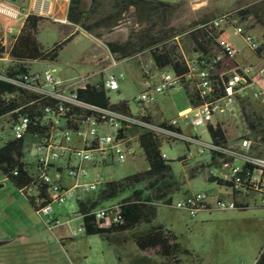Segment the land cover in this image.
Masks as SVG:
<instances>
[{"label":"built area","instance_id":"built-area-1","mask_svg":"<svg viewBox=\"0 0 264 264\" xmlns=\"http://www.w3.org/2000/svg\"><path fill=\"white\" fill-rule=\"evenodd\" d=\"M54 1L69 3L71 0ZM50 9V0H39L33 14L43 16L49 14ZM0 14L13 19L22 16L21 9L4 2H0ZM223 26H230L233 34L240 37L252 53L260 56L261 66L254 68L249 64H239L236 61L239 50L223 39L209 56L196 57L182 73L162 70L156 77L150 69H143V89L134 98L135 103L141 106L152 104L158 96L185 82H192L198 104L178 113V118L192 128H203L208 132L209 127L221 126L224 130L228 121H220L217 117L233 116L242 131H248L241 106L262 98V93L252 88L257 78L264 80V37H254L250 29L228 14L199 27L218 31ZM11 33V30H3L0 34V82L15 90L13 93H0V147L13 141L21 142V162L29 183L18 191L38 212L47 215L52 211L53 203L62 204L67 196L82 200L109 182L97 173L98 170L138 156V135L133 139L129 137L132 129L151 132L161 139L162 146L183 142L187 147L183 161L193 158L190 147L196 148L198 156L210 152L219 155L210 175L218 180L215 184L221 188L222 196L204 192L185 196L179 208L190 217L212 209L227 211L251 207L239 198L257 202L264 208V145L259 138L253 140L248 137V132L239 136L233 145H218L212 140L204 142L198 137L183 135L177 120L154 123L143 110L133 115L127 101L112 103L108 97V93L120 89L123 79L121 75L105 73L117 65L111 53L106 56L109 60L107 65L99 66L96 72L78 74L65 83L56 77L55 68L37 69L40 65L37 61L14 62L10 50L15 37L8 40ZM96 76L101 79L93 80ZM88 87L103 90L109 106L100 108L80 101L78 91H85ZM113 105H118V108L113 109ZM245 125L246 129L243 128ZM161 158L167 160L162 151ZM88 167L96 174L93 180L81 181L87 177L85 168ZM17 173V170L11 172L13 175ZM122 207L121 203H113L93 209L90 215L95 226L108 230L121 225Z\"/></svg>","mask_w":264,"mask_h":264},{"label":"rangeland","instance_id":"rangeland-1","mask_svg":"<svg viewBox=\"0 0 264 264\" xmlns=\"http://www.w3.org/2000/svg\"><path fill=\"white\" fill-rule=\"evenodd\" d=\"M3 1L11 3L13 0L0 2ZM157 1L177 4L170 14L167 27L175 36L166 43L171 52V65L165 69L168 71H185L187 64L196 58V47L190 38L194 23H205L228 14L230 18L237 19L240 24L250 29L254 37L259 39L264 32V0ZM27 3L26 0H15V6L21 9L22 16L26 12L22 9H27ZM115 3V0H96L94 3L89 0L82 1L83 9L89 12L85 23L91 28V32H88L67 21L69 3L53 0L50 13L42 16L44 21L37 36L39 43L44 49H50L55 43L71 35L73 37L59 51L54 61H41L36 68H55L56 77L68 83L78 74L96 72L99 66L107 65L109 60L106 56L111 53L107 44H123L131 37L133 28L139 29V26L134 24L133 9L124 13L113 27H109L108 22V26L98 25L101 19L115 12ZM256 10H259L258 17L253 13ZM2 31L0 27V34ZM218 32L226 33L230 42L241 52V56L248 59V63L255 62L252 52L240 37L233 34L230 26H223ZM12 38L9 37L8 40L12 41ZM214 50L216 46L212 49ZM112 56L117 65L105 73H114L123 78L120 89L108 93L112 103L125 100L133 115L143 110L154 123L177 120L183 135L210 142L209 132L203 128H192L178 118V111L190 105L186 92H195L192 82H185L182 86L158 96L154 103L141 106L135 103L134 98L143 89V69H152L148 51L123 60H117L113 54ZM95 62H98V66ZM105 75L103 74L104 77ZM98 79L101 77L96 76L93 80ZM259 91L262 93L260 100H264V89L260 88ZM260 100H250L241 106L242 118L245 113L254 115L259 129L264 128V102ZM222 118L217 117L218 120ZM229 126L228 122L224 130L226 138L232 143L243 133L249 132L246 125L243 126L246 132L242 131L240 125L236 124V127L232 128ZM5 133H8L7 130ZM161 151L170 162L173 174L184 179L181 190L172 196L170 205L155 204V214L150 221H141L124 231L109 234L106 239L98 235L87 236L84 233L82 219L77 214L75 197H65L62 204L53 203L52 211L43 215L0 174V184L4 185L0 188V192L4 194L0 198V207L3 209V212H0V223L6 233H11V239H17L0 246V264H160L164 260L155 254V251L140 252L132 239V234L146 230L150 225L165 227L179 236L181 246L190 252L188 256L179 257L180 264H254L260 251L264 249V208L250 207L246 210L227 211L212 209L200 211L195 217H190L186 211L179 208L185 196L195 192L209 195L217 191L215 183L203 179L190 181L187 178V169L207 154L198 156L196 148L190 147L193 158L182 163L178 159L187 153V147L181 141L163 144ZM146 168L142 152L138 149L135 159L114 163L106 169L98 170L97 173L107 181H115ZM85 169L88 175L81 181L93 180L95 170L91 167ZM6 186L9 191L5 190ZM91 195L93 194H87L85 197ZM119 201L118 199L114 202ZM110 203L112 202L100 206Z\"/></svg>","mask_w":264,"mask_h":264},{"label":"trees","instance_id":"trees-1","mask_svg":"<svg viewBox=\"0 0 264 264\" xmlns=\"http://www.w3.org/2000/svg\"><path fill=\"white\" fill-rule=\"evenodd\" d=\"M82 1L71 0L69 2L66 19L71 25L79 26L91 32V28L85 25L89 12L83 9ZM89 1L94 3L96 0ZM115 1V12L101 19L98 25L108 26V22L110 23L109 27H113L124 13L133 9L134 24L139 26V29L133 28L131 37L123 44L108 43L109 51L117 60L148 51L153 66L157 70L169 68L171 52L166 43L175 36L171 34L172 30L167 27L170 22V14L177 4L157 0ZM258 11L253 12L255 17H258ZM43 21L42 16L35 14H30L25 18L10 50V56L14 62L54 61L58 57L59 51L72 39L73 35L55 43L50 49H44L37 38ZM203 23L204 21L194 23L193 31L190 33L198 58L209 56L213 52L214 46L218 47L217 40L220 36V33L215 29L199 27ZM133 37H135L134 40ZM173 70L177 73L184 71ZM14 91L12 86L0 82V93H13ZM186 94L190 105L192 107L197 106L195 92H186ZM78 99L100 108L109 106L106 93L95 87L78 91ZM112 108L117 109L118 105H113ZM254 118V115L245 113L244 120L249 131L248 137L253 140L259 138L261 144L264 145V128L259 129ZM208 132L214 143L226 145V132L221 126H217L215 129L209 127ZM137 134L139 147L147 168L122 179L109 181L100 186L93 195L76 201L77 214L82 217V227L87 236L98 235L106 239L109 234L124 231L127 227L134 226L141 221H150V218L155 214V204L170 205L172 196L179 192L185 183L183 178L173 174L170 162L161 158V139L145 130L138 131ZM21 146L20 141H13L0 147V173L18 190L29 183L27 171L21 162L23 157ZM178 160L182 163L187 162L183 161V156L179 157ZM218 160V154L207 153L205 158L196 161L187 169V178L190 181L203 179L207 182L216 183L218 180L210 175V170L218 163ZM14 170H17V175L11 174ZM118 199L119 202H114ZM28 202L32 205L30 201ZM106 202L123 204V224L108 230L97 228L93 222V217L90 215L93 209ZM132 239L140 252L155 251V254L164 260L160 264H180L179 257L190 255V252L181 246L172 233L165 232L160 227L150 225L146 230L132 234ZM255 264H264V249L260 251Z\"/></svg>","mask_w":264,"mask_h":264},{"label":"crops","instance_id":"crops-1","mask_svg":"<svg viewBox=\"0 0 264 264\" xmlns=\"http://www.w3.org/2000/svg\"><path fill=\"white\" fill-rule=\"evenodd\" d=\"M0 1H2V0H0ZM4 2V1H3ZM26 2H28L27 4H26V6H27V9H22L23 11L25 10L26 12H25V14H23V16H20L19 18H17V19H13V18H9V17H7V16H3V15H0V27L2 28V30H11L12 31V33L9 35L10 37H17L18 36V34H19V32H20V29H21V27H22V25H23V22H24V20H25V18L28 16V15H30V14H33V9H34V7H35V4L36 3H38L39 2V0H26ZM50 2H53V0H50ZM65 2V1H64ZM4 3H6V2H4ZM11 3H12V5L13 6H15V0H13V1H11ZM11 3H7V4H11ZM55 10H56V7H55ZM61 18L63 17L62 15L60 16ZM264 31V30H263ZM263 34H264V32H263ZM263 34H262V36H263ZM261 36V37H262ZM223 39H227L229 42H230V40H229V37H227L226 36V33L225 32H222V33H220V36H219V38H218V40H217V43H219L220 41H222ZM233 44V43H232ZM234 45V44H233ZM235 46V45H234ZM236 47V46H235ZM240 52V51H239ZM253 54V56L255 57V62L254 63H248V59L247 58H243L242 56H241V52H240V54L237 56V58H236V61L239 63V64H249V65H251V66H253L254 68H257V67H259V66H261L262 65V61H261V59H260V56L259 55H256V54H254V53H252ZM151 63H152V61H151ZM152 65V71H153V75L154 76H158V74L160 73V71H162V70H157L154 66H153V63L151 64ZM98 66V65H97ZM150 70V71H151ZM260 88H263L264 89V80H262V79H259V78H257V80H256V84H255V86L252 88V89H260ZM192 106L191 105H189V106H186V107H184V108H182V109H180L179 111H178V113H180V112H182V111H185V110H188V109H190ZM223 120H227L228 122H229V124H230V128H232V127H234L235 126V124H236V122H237V118L236 117H233V116H228V117H223L222 118V120H220V121H223ZM225 131V130H224ZM137 129H132L130 132H129V137H131L132 139L133 138H136V136L138 135L137 134ZM225 137H226V135H225ZM226 145H233L234 143H232V142H229L228 141V139L226 138ZM4 187V185L3 184H0V188H3ZM5 190H7V191H9V189H8V186H6L5 187ZM221 192H222V190H221V188H219V187H217V191L215 192V193H213L212 195H214V194H220V196H222L221 195ZM2 195H4L3 194V192H0V198L2 197ZM239 201H243V202H245V203H248V205H250L251 207H254V208H258V207H260L259 205H258V203L257 202H254V203H252L250 200H248V199H245V198H239L238 199ZM1 202V201H0ZM113 203V202H112ZM112 203H110V204H112ZM213 203H214V200L212 199L211 200V204H212V206H213ZM3 209H1V207H0V212H3L2 211ZM80 217V216H79ZM161 227V226H160ZM161 229L163 230V231H165V232H170V233H172L175 237H176V239H177V241L179 242V236L176 234V233H174L173 231H171V230H169V229H167V228H165V227H161ZM11 237H12V235H11V233H6V231H4V228L2 227V225H1V223H0V246L1 245H4V244H8V243H10L11 241L12 242H15V241H17V239H11ZM15 240V241H14Z\"/></svg>","mask_w":264,"mask_h":264}]
</instances>
